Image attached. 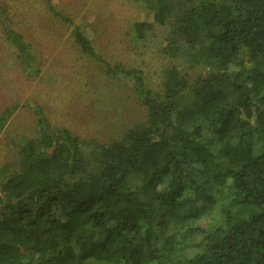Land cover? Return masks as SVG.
<instances>
[{
	"label": "trees",
	"instance_id": "obj_1",
	"mask_svg": "<svg viewBox=\"0 0 264 264\" xmlns=\"http://www.w3.org/2000/svg\"><path fill=\"white\" fill-rule=\"evenodd\" d=\"M135 1L136 40L166 29L156 88L49 6L82 54L132 87L145 119L82 139L30 104L38 134L9 137L21 165L0 168V264H264V0ZM1 25L38 72L33 45Z\"/></svg>",
	"mask_w": 264,
	"mask_h": 264
},
{
	"label": "rangeland",
	"instance_id": "obj_2",
	"mask_svg": "<svg viewBox=\"0 0 264 264\" xmlns=\"http://www.w3.org/2000/svg\"><path fill=\"white\" fill-rule=\"evenodd\" d=\"M50 5L90 29L97 51L112 63L145 68L152 88L171 61L163 52L164 27L156 25L143 40L134 38L132 25L144 13L135 0H0L5 24L25 36L40 63L38 72L22 66L4 40L0 17V114L15 107L0 131V168L21 165L22 156L9 137L38 134L30 104L40 105L53 125L82 139L106 141L145 119L132 87L107 78L98 61L82 54L73 26L53 14Z\"/></svg>",
	"mask_w": 264,
	"mask_h": 264
}]
</instances>
